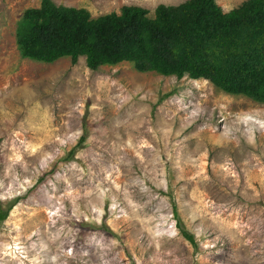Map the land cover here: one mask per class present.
Wrapping results in <instances>:
<instances>
[{
  "label": "rangeland",
  "instance_id": "obj_1",
  "mask_svg": "<svg viewBox=\"0 0 264 264\" xmlns=\"http://www.w3.org/2000/svg\"><path fill=\"white\" fill-rule=\"evenodd\" d=\"M40 1L0 0V264H264V103L128 62L22 58ZM51 1L152 17L185 0Z\"/></svg>",
  "mask_w": 264,
  "mask_h": 264
},
{
  "label": "trees",
  "instance_id": "obj_2",
  "mask_svg": "<svg viewBox=\"0 0 264 264\" xmlns=\"http://www.w3.org/2000/svg\"><path fill=\"white\" fill-rule=\"evenodd\" d=\"M147 14L124 5L118 13L91 17L85 8L41 0L23 12L16 46L22 58L37 62L69 57L74 64L82 56L92 70L128 62L138 72L206 79L226 93L264 103V0H244L227 12L216 0H185L158 4L152 17ZM11 207L0 203V223ZM173 217L194 245L175 206Z\"/></svg>",
  "mask_w": 264,
  "mask_h": 264
}]
</instances>
